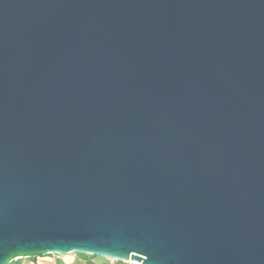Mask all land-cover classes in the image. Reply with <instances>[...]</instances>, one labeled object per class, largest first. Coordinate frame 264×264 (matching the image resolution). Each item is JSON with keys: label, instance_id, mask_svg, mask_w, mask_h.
I'll return each mask as SVG.
<instances>
[{"label": "water", "instance_id": "obj_1", "mask_svg": "<svg viewBox=\"0 0 264 264\" xmlns=\"http://www.w3.org/2000/svg\"><path fill=\"white\" fill-rule=\"evenodd\" d=\"M70 252L264 264V0H0V264Z\"/></svg>", "mask_w": 264, "mask_h": 264}, {"label": "crops", "instance_id": "obj_2", "mask_svg": "<svg viewBox=\"0 0 264 264\" xmlns=\"http://www.w3.org/2000/svg\"><path fill=\"white\" fill-rule=\"evenodd\" d=\"M81 254L87 257V261L80 258ZM57 260H63L65 264H125L123 261L111 259L98 255H91L81 252H70L67 254H44L40 256L18 258L11 261L9 264H56Z\"/></svg>", "mask_w": 264, "mask_h": 264}, {"label": "snow or ice", "instance_id": "obj_3", "mask_svg": "<svg viewBox=\"0 0 264 264\" xmlns=\"http://www.w3.org/2000/svg\"><path fill=\"white\" fill-rule=\"evenodd\" d=\"M80 258L83 259V260H86V261L88 259L87 257H84L82 254H81ZM56 264H65V262L63 260H57ZM88 264H92V262L88 261ZM106 264H107V262H106Z\"/></svg>", "mask_w": 264, "mask_h": 264}, {"label": "built area", "instance_id": "obj_4", "mask_svg": "<svg viewBox=\"0 0 264 264\" xmlns=\"http://www.w3.org/2000/svg\"><path fill=\"white\" fill-rule=\"evenodd\" d=\"M125 264H141L140 262H137L135 260H127V261H123Z\"/></svg>", "mask_w": 264, "mask_h": 264}]
</instances>
